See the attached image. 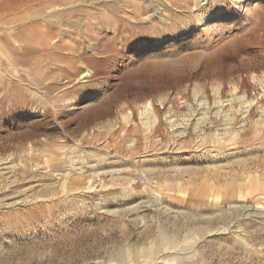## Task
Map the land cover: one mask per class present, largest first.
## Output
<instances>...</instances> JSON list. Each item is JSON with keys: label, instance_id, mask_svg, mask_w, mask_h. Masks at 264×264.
<instances>
[{"label": "rangeland", "instance_id": "obj_1", "mask_svg": "<svg viewBox=\"0 0 264 264\" xmlns=\"http://www.w3.org/2000/svg\"><path fill=\"white\" fill-rule=\"evenodd\" d=\"M180 1L0 0V264H264V0Z\"/></svg>", "mask_w": 264, "mask_h": 264}, {"label": "bare ground", "instance_id": "obj_2", "mask_svg": "<svg viewBox=\"0 0 264 264\" xmlns=\"http://www.w3.org/2000/svg\"><path fill=\"white\" fill-rule=\"evenodd\" d=\"M31 1H32V0H26V3H29V2H31ZM37 1H38L39 4H44V3H48V2H49V3H53V2H56V1H61L62 4H67V3L70 2V0H37ZM176 1H178V0H176ZM181 1H182V2L184 1V3H185V2H190V0H181ZM181 1H180V2H181ZM180 2H178V3H180ZM191 2H192V1H191ZM193 2H194V1H193ZM171 3H172V2H171ZM204 3H205V2H204ZM129 4H130V3H129ZM132 4H133V3H132ZM149 4H150V3H149ZM186 4H188V3H186ZM186 4H185V5H186ZM130 5H131V4H130ZM183 5H184V4H183ZM190 5H191V3H190ZM117 6H118V5H117ZM127 6H129V5H127ZM133 6L136 7V8L139 7L138 4H135V3L133 4ZM186 6H187V5H186ZM188 6H189V4H188ZM193 6H194V4H193ZM195 6H197V8H198L199 10H202V11L207 10V8H208V6L205 5V4H203V5L200 6L199 2H197V3L195 4ZM112 7H113V6H112ZM114 7H116V6L114 5ZM221 7H222V6H221ZM221 7L218 6V7H217V10H220ZM140 8H141V6H140ZM88 15H89V14H88ZM111 16H113V15H111ZM90 17H91V16H90ZM109 17H110V16H109ZM109 17H108V19H109ZM96 18H100V17H96ZM103 18H104V17H103ZM110 18H113V17H110ZM114 18H115V17H114ZM89 19H90V18H89ZM108 19H107V20H108ZM105 20H106V19H105ZM111 20H113V19H111ZM97 21H98V19H97ZM99 21H101V19H100ZM109 21H110V20H109ZM104 22H106V21H104ZM94 23H95V22H94ZM102 23H103V22H101V24H102ZM108 23H111V22H108ZM97 24H98V23H97ZM101 24H100V25H101ZM114 24H115V23H114ZM114 24H113V25H114ZM61 25H63V24H61ZM104 25H105V24H104ZM106 25H107V24H106ZM109 25H110V24H109ZM109 25H108V26H109ZM96 26H97V25H96ZM108 26H107V27H108ZM89 27H92V26L89 25ZM97 27H99V25H98ZM100 28H103V27L100 26ZM1 175H2V174H1ZM2 176H3V175H2ZM2 176H1V177H2ZM3 177H4V176H3ZM4 207H5V206H4ZM233 207H236L235 204H233ZM239 210H240V209H239ZM165 238H166V237H165ZM167 238H168V237H167Z\"/></svg>", "mask_w": 264, "mask_h": 264}]
</instances>
